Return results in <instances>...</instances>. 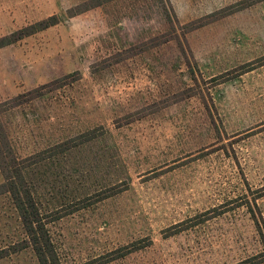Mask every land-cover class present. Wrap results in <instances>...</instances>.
Here are the masks:
<instances>
[{"label":"rangeland","instance_id":"obj_1","mask_svg":"<svg viewBox=\"0 0 264 264\" xmlns=\"http://www.w3.org/2000/svg\"><path fill=\"white\" fill-rule=\"evenodd\" d=\"M51 16L0 49V104L78 79L0 125L40 154L23 171L42 212L67 214L48 227L61 264H264V0H0V38ZM24 237L0 195V250Z\"/></svg>","mask_w":264,"mask_h":264},{"label":"trees","instance_id":"obj_2","mask_svg":"<svg viewBox=\"0 0 264 264\" xmlns=\"http://www.w3.org/2000/svg\"><path fill=\"white\" fill-rule=\"evenodd\" d=\"M58 22L59 19L56 16H51L35 25H30L18 30L8 37H2L0 38V49L31 36L34 33L55 26ZM69 78L71 79L70 81H68ZM77 79V73L68 74L60 79H56L48 84L38 87L34 90V96L31 92L19 95L5 104V106L8 107L7 109H3V104H0V113L28 103L35 98L42 97L47 94V92L53 90L51 89L52 87H55V89L60 88L76 81ZM88 135V132L87 134H81L78 138L69 139L52 146L51 149L57 148L58 153L65 152L94 138L88 137ZM39 155L40 154H36L29 158L18 159L13 153L0 125V175L2 179L0 182V195L8 194L10 196L25 235L20 242L8 248L1 249L0 260L23 250L31 249L38 264H61L48 227L51 223L59 220L67 214L62 213L61 211H53L49 213L42 212L34 197L32 188L24 176L23 170L33 165L36 162L33 158L39 157ZM114 194L116 193L102 197V199ZM102 199H99V201ZM136 250L137 248L132 251H126V253H120L116 255V257H113L112 254L101 256L85 264H108L117 258L123 257ZM246 264L258 263H256L254 259H249Z\"/></svg>","mask_w":264,"mask_h":264}]
</instances>
